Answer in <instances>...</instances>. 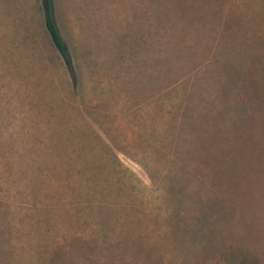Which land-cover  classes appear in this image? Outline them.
Masks as SVG:
<instances>
[{"label": "rangeland", "instance_id": "rangeland-1", "mask_svg": "<svg viewBox=\"0 0 264 264\" xmlns=\"http://www.w3.org/2000/svg\"><path fill=\"white\" fill-rule=\"evenodd\" d=\"M0 0V264H264V0Z\"/></svg>", "mask_w": 264, "mask_h": 264}, {"label": "trees", "instance_id": "trees-1", "mask_svg": "<svg viewBox=\"0 0 264 264\" xmlns=\"http://www.w3.org/2000/svg\"><path fill=\"white\" fill-rule=\"evenodd\" d=\"M42 3L45 11V25L47 31L55 47L60 52L62 57L65 59L67 65L70 66L71 68L72 62L70 59L69 48L57 24L55 12H54L53 0H42Z\"/></svg>", "mask_w": 264, "mask_h": 264}]
</instances>
